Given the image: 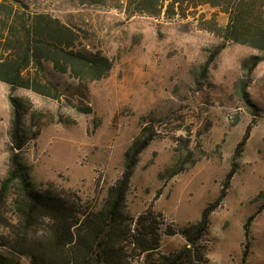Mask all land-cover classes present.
I'll return each instance as SVG.
<instances>
[{"label":"rangeland","instance_id":"rangeland-1","mask_svg":"<svg viewBox=\"0 0 264 264\" xmlns=\"http://www.w3.org/2000/svg\"><path fill=\"white\" fill-rule=\"evenodd\" d=\"M24 1L32 12L70 27L79 49L112 64L105 78L88 84L48 66L58 98L16 90L26 105L20 157L34 188L98 206L122 175L126 150L140 138L148 145L132 174L126 211L132 218L153 213L160 251L183 247L178 230L209 207L198 242L207 264H264V60L248 82L241 62L258 52L226 43L203 70L223 43L212 29L224 27L227 15L205 5L186 18L127 17L79 0ZM8 94L0 82V183L14 147ZM259 207L246 250L243 225ZM168 227L176 234L166 235Z\"/></svg>","mask_w":264,"mask_h":264},{"label":"trees","instance_id":"trees-1","mask_svg":"<svg viewBox=\"0 0 264 264\" xmlns=\"http://www.w3.org/2000/svg\"><path fill=\"white\" fill-rule=\"evenodd\" d=\"M81 4L122 10L127 17L186 18L201 6L227 15L224 27H215L223 43L203 66L207 70L226 43L247 46L258 52L241 62L248 80L264 60V0H79ZM193 10V11H192ZM78 35L49 14L32 12L24 0H0V82L9 87L11 107L9 170L0 183V264H207L198 242L207 231L211 209L205 208L198 222L180 230V249L163 253L160 223L150 211L132 218L126 196L140 154L148 141L134 140L124 154L123 173L111 185L100 205H88L76 197L52 189L37 190L30 181L20 152L23 148L24 101L17 89L58 98L46 75L53 72L88 84L105 78L110 60L101 53L78 48ZM245 140V138H244ZM190 154V153H189ZM230 172L227 179L231 177ZM222 197H218L214 207ZM259 207L243 225L245 249L250 245V226L262 211ZM9 213V217H6ZM166 235L176 234L169 227ZM247 256L244 252L243 260Z\"/></svg>","mask_w":264,"mask_h":264}]
</instances>
